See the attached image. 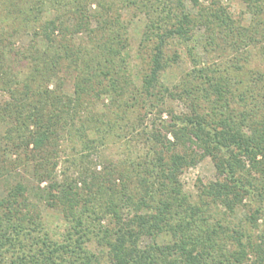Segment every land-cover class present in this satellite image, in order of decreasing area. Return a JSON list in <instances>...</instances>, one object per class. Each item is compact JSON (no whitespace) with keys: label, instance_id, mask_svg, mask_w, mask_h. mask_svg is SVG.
I'll use <instances>...</instances> for the list:
<instances>
[{"label":"trees","instance_id":"obj_1","mask_svg":"<svg viewBox=\"0 0 264 264\" xmlns=\"http://www.w3.org/2000/svg\"><path fill=\"white\" fill-rule=\"evenodd\" d=\"M240 1L248 22L223 0H0V264H264L233 219L264 216V0ZM118 143L126 159L93 162ZM208 157L216 178L191 193Z\"/></svg>","mask_w":264,"mask_h":264},{"label":"rangeland","instance_id":"obj_2","mask_svg":"<svg viewBox=\"0 0 264 264\" xmlns=\"http://www.w3.org/2000/svg\"><path fill=\"white\" fill-rule=\"evenodd\" d=\"M233 17L237 20H241L243 22H248L250 20V15L247 14L246 6L243 4L240 0H223ZM139 23V24H138ZM134 25V27L131 28L130 36L132 41V46L137 48L139 44V39L141 35V30L143 28V23L138 22ZM14 42L21 44L23 41L27 42L28 37L20 38L18 40H13ZM217 57V54L213 55V59ZM191 59L188 54V51H185L183 54V59L181 62L170 69L164 74L163 78L164 80L172 85L176 83L180 77L184 74L185 71L189 69L191 66ZM253 66L256 68H262L264 69V59L257 58ZM7 99L6 95L0 91V104ZM175 108L178 111L184 110V106L181 102L177 101L174 103ZM105 106L101 105V108H104ZM164 117H167L166 114H164ZM3 129H0V133ZM66 144H64L65 148ZM99 151L94 152L92 154L91 159L93 162H98L100 160H104L105 158L108 159H115L116 162L126 159L127 157V150H125V147L121 146L119 143L117 145H114L112 148H99ZM68 152V150H66ZM13 156L9 154V158ZM14 157V156H13ZM67 153H62V158L60 159V169H64L66 165L68 164L66 162ZM18 173V179L29 183L32 187H35L37 185L36 180L33 176V168L30 165H23L17 170ZM15 177L12 175H7L3 179H0V195H2L6 189L12 185L15 181ZM198 178H202L206 182H210L216 178V169L214 166L213 161L211 158H205L201 162H199L197 165L192 166L185 170L182 179L185 183V188L190 191L191 193L196 194L197 192V181ZM46 182H43L42 186H45ZM42 209L44 213L47 215V218L50 220L51 227L55 229L58 233H62L66 229V222L64 219L54 210L49 209L46 206H42ZM248 208H242L240 207L237 210V213L234 215V221L238 222L240 224H243L247 228V233L251 234L255 240H260L262 236H264V216L259 220V228L253 229L250 227V225L246 222V215L248 213Z\"/></svg>","mask_w":264,"mask_h":264}]
</instances>
